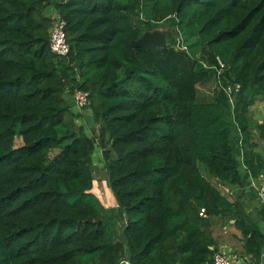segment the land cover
Instances as JSON below:
<instances>
[{"label":"trees","instance_id":"trees-1","mask_svg":"<svg viewBox=\"0 0 264 264\" xmlns=\"http://www.w3.org/2000/svg\"><path fill=\"white\" fill-rule=\"evenodd\" d=\"M149 2L165 9L156 21L143 17ZM51 8L66 24V57L51 51ZM169 15L173 48L133 49ZM214 77L241 86L234 106L221 89L199 102ZM77 90L89 95L98 141L75 123ZM259 97L264 0H0V264H213L220 219L235 220L245 255L260 264L264 209L254 218L201 170L231 190L248 183L239 129L250 136ZM99 149L125 215L118 241L91 193Z\"/></svg>","mask_w":264,"mask_h":264},{"label":"crops","instance_id":"crops-1","mask_svg":"<svg viewBox=\"0 0 264 264\" xmlns=\"http://www.w3.org/2000/svg\"><path fill=\"white\" fill-rule=\"evenodd\" d=\"M50 13L48 14L52 18H56L57 14L54 8L48 9ZM47 10V11H48ZM72 99V96H70ZM69 99V100H71ZM73 108V106H72ZM79 113V118H75V123L77 126H84L86 128V132L90 137H95L98 141L99 133L96 130V133L92 132L91 126L86 122H83L84 114L80 111H76ZM248 126L250 131V136L245 138L241 130L239 129L240 134V144L245 147V151L241 150L239 160L245 164V159L248 155L250 158L254 160V165L256 166L255 172L259 170L262 174L264 169H261L258 166L259 163H264V98L259 97L255 100L254 104L249 108L247 113ZM95 157V158H94ZM93 157V165L98 166L100 169L103 168L101 161L102 158V150L99 149ZM101 160V161H100ZM262 164V163H261ZM246 165V164H245ZM247 169L242 168L241 171L245 174L250 172V169L246 165ZM264 168V167H263ZM96 170V168H95ZM257 173V172H256ZM259 174V175H261ZM107 175V174H106ZM249 175V173H248ZM215 181V186L218 187L219 191L222 192V195L227 197L231 202H235L237 200H241L245 203V206L249 209V212L254 216V218L260 219L258 217L259 211L264 209L261 205L260 200L255 191H252L248 188V184L246 183L243 189H235L231 190L223 185H220ZM228 194V196L226 195ZM259 224L262 226V230L264 231V220H259ZM213 235L218 243L219 252L224 254L233 264H254L251 262L248 257L245 255L243 250V240L241 236V232L236 227L235 220L229 219H220L216 220L215 225L212 227ZM260 264H264V254L263 259Z\"/></svg>","mask_w":264,"mask_h":264},{"label":"rangeland","instance_id":"rangeland-1","mask_svg":"<svg viewBox=\"0 0 264 264\" xmlns=\"http://www.w3.org/2000/svg\"><path fill=\"white\" fill-rule=\"evenodd\" d=\"M164 10L165 9L163 8L162 5L157 6L154 3L149 2L146 9H144L143 11V17H150L153 21H156L162 17L163 15L162 11ZM49 11L51 10L46 11L47 15L50 13ZM174 18H175L174 16L169 15V17L166 18L162 23H157V26H158L157 28L167 29V27L172 24V21L174 20ZM183 34L184 33L182 31L181 35L183 36ZM196 41H197L196 39H193L190 41V44L195 43ZM192 52L195 54L196 58L198 59L202 58V47L200 45L194 46ZM217 60H220V58L217 57ZM220 92H221L220 86L218 84L217 79L214 77L199 86V102L201 103L214 102L216 100L215 97L219 95ZM72 97L74 99V94L72 95ZM86 120H87V117L84 114L83 122H86ZM96 130L98 131V127ZM101 163L103 165L102 169H100L98 166H94L96 170H94L93 172L94 187L91 193H92V197L96 200L97 207L100 209L101 213L106 218L105 223L108 225L109 228H112L111 231L114 235L113 236L114 240L118 241V240H121L122 238L124 219H122L118 213L119 206L117 205L115 198L108 186L107 175H106V171L104 170L105 168L104 161L102 160ZM201 170L205 178L209 180L212 184H215L214 178L210 177L203 167H201ZM226 195L228 196V194Z\"/></svg>","mask_w":264,"mask_h":264},{"label":"built area","instance_id":"built-area-1","mask_svg":"<svg viewBox=\"0 0 264 264\" xmlns=\"http://www.w3.org/2000/svg\"><path fill=\"white\" fill-rule=\"evenodd\" d=\"M55 23L50 31V46L51 51L59 57H66L70 54L71 47L68 43L67 33L65 30L66 24L59 18H55ZM178 45L186 50V47L182 45V40L178 41ZM218 61V67H216L217 73L220 76L225 70V64L221 60ZM204 67H207L204 65ZM220 89L224 91L226 96L228 97L232 106H234L235 98L238 96L241 90V86L239 84L224 86L220 84ZM74 105L76 111H80L81 113H88V106L90 105L89 95L81 90H77L74 94ZM242 168L247 169L246 165L242 162ZM249 173L248 179V188L252 191H255L261 205L264 207V172L258 177H254ZM201 215L206 217V212L204 209L201 211ZM129 264V263H126ZM213 264H233L224 254L218 252L214 257Z\"/></svg>","mask_w":264,"mask_h":264},{"label":"water","instance_id":"water-1","mask_svg":"<svg viewBox=\"0 0 264 264\" xmlns=\"http://www.w3.org/2000/svg\"><path fill=\"white\" fill-rule=\"evenodd\" d=\"M133 49L141 48L146 51H156L158 49L170 50L173 48L168 43V30L167 29H153L143 34V36L132 43ZM118 213L122 219H125V215L122 213L121 209L118 208ZM89 221H92L90 218ZM101 221H99V224ZM130 264V263H129Z\"/></svg>","mask_w":264,"mask_h":264}]
</instances>
